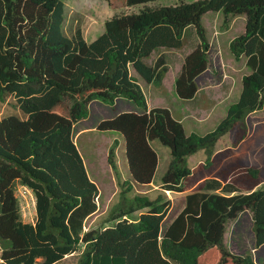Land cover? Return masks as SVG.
<instances>
[{
  "label": "trees",
  "instance_id": "1",
  "mask_svg": "<svg viewBox=\"0 0 264 264\" xmlns=\"http://www.w3.org/2000/svg\"><path fill=\"white\" fill-rule=\"evenodd\" d=\"M113 8L139 6L115 14L105 31L85 40L80 28L62 30L63 0H0V102L20 109L0 119V259L3 264H58L78 254L76 264H258L251 254L226 247V225L251 212L255 246L264 244V153L248 165L235 153L246 136V118L264 107V0H195L153 5L156 0H106ZM222 10L245 15V32L230 41L235 60L246 57L251 72L243 75L236 102L213 130L186 133L166 107L148 109L146 96L131 74L160 84L166 71L160 48H180L186 29L194 26L198 46L186 55L175 90L193 98L196 78L210 64V43L202 16ZM124 97L143 112H124L103 120L98 129L120 132L126 141L131 178L123 182L120 201L100 229L85 230L98 210L99 188L89 177L74 141L75 124L90 115V103L114 104ZM239 127L231 147L215 150L217 141ZM169 146L171 160L160 191L127 194L133 182L153 181L158 157L150 145ZM108 162L118 173L115 146ZM203 149L194 167L188 156ZM27 187L35 199V221L22 219L16 194ZM166 191L188 192L185 206L166 228L171 207ZM145 212H141L143 210ZM141 212L133 218V214ZM264 264V261L263 263Z\"/></svg>",
  "mask_w": 264,
  "mask_h": 264
},
{
  "label": "rangeland",
  "instance_id": "2",
  "mask_svg": "<svg viewBox=\"0 0 264 264\" xmlns=\"http://www.w3.org/2000/svg\"><path fill=\"white\" fill-rule=\"evenodd\" d=\"M180 1L195 0H156L152 4L172 5ZM63 2L65 4V18L62 24L64 34L72 36L75 29L80 28L88 42L95 40L105 31L104 23L113 15L139 9V6H122L113 9L106 0H63ZM225 18L226 15L222 10H210L202 16L201 21L210 43V64L196 78L199 93L193 98L179 97L175 90V82L186 55L200 42L194 26L188 27L184 32L183 45L180 48H160L151 54L149 58L151 63H154L161 55L165 59L167 71L160 84L145 82L132 67L130 68L131 74L138 78V83L146 96L148 108H168L172 116L182 122L187 134L194 131L202 135L213 130L226 115L228 106L238 100L243 75L251 72L246 64V57L243 56L237 61L229 49L230 41L245 32L246 16H229L227 23L224 22ZM12 102L13 99L5 104L0 102V119L15 111L20 116L23 115L20 109L16 110ZM197 107L205 108L208 113L197 119L192 111ZM143 111V108L124 97L116 98L114 104L94 100L89 117L78 121L74 126V141L83 157L89 177L99 188L98 210L86 220L85 230L100 229L112 224L107 222V219L120 201V193L124 189L123 182L131 178L124 136L117 131L99 130L98 125L101 121L111 119L123 112L141 113ZM239 129L236 127L223 135L217 141L215 150L231 147L235 140V133ZM246 129L245 138L234 150L246 164L258 165L256 156L264 153V107L248 115ZM115 140H118L114 158L118 173L108 162L109 149ZM150 145L158 157L153 181L148 185L133 182V189L127 194L129 197L137 193H146L154 198L161 192L160 185L171 160V151L169 146L157 139L150 141ZM205 158V151L200 149L188 156L187 163L193 167ZM30 192L21 188L20 185L17 187L16 194L21 206L22 219L26 222L35 221L33 197ZM166 194L171 200V207L162 223L163 228H166L184 208L187 192L166 191ZM145 211L144 209L141 212ZM141 212L134 213L132 217H137ZM224 242L229 251L239 255L251 254L256 263H263L264 244L260 247L255 246L253 221L249 210H245L227 223ZM78 258V254H71L60 260L58 264H76ZM0 264H3L1 259Z\"/></svg>",
  "mask_w": 264,
  "mask_h": 264
},
{
  "label": "crops",
  "instance_id": "3",
  "mask_svg": "<svg viewBox=\"0 0 264 264\" xmlns=\"http://www.w3.org/2000/svg\"><path fill=\"white\" fill-rule=\"evenodd\" d=\"M199 91H197L196 95H198ZM149 109V108H148ZM92 110V102L90 103V112ZM194 113H195V116L196 118H200L202 117L203 115H206L207 110L205 108H202V107H197L195 109L192 110ZM124 113V112H123ZM216 151H219V150H216ZM204 161V160H203ZM202 162V161H201ZM200 163V162H199ZM194 167V166H193ZM187 192V191H186ZM31 193V192H30ZM188 193V192H187ZM32 194V193H31ZM187 195V194H186ZM32 197H33V206H34V213H35V199H34V195L32 194ZM186 197V196H185Z\"/></svg>",
  "mask_w": 264,
  "mask_h": 264
},
{
  "label": "built area",
  "instance_id": "4",
  "mask_svg": "<svg viewBox=\"0 0 264 264\" xmlns=\"http://www.w3.org/2000/svg\"><path fill=\"white\" fill-rule=\"evenodd\" d=\"M20 187L23 188L24 190L29 191V189H28L27 187H25V186L20 185ZM21 214H22V213H21ZM23 216H24V214H23Z\"/></svg>",
  "mask_w": 264,
  "mask_h": 264
}]
</instances>
